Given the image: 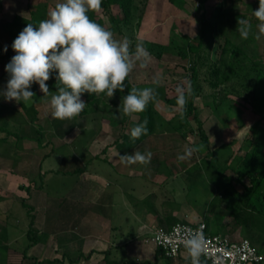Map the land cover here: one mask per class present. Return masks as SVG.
I'll list each match as a JSON object with an SVG mask.
<instances>
[{
  "label": "rangeland",
  "instance_id": "374dc122",
  "mask_svg": "<svg viewBox=\"0 0 264 264\" xmlns=\"http://www.w3.org/2000/svg\"><path fill=\"white\" fill-rule=\"evenodd\" d=\"M223 1L224 5L222 10L227 13L228 16L220 23L222 33H215V45L212 50L211 61L219 59L220 51L217 53V49L224 44L226 37H229L236 46L242 49L245 55L252 58L253 61L261 63L264 67V37H261L259 40L255 39V34L258 31L256 27L258 21L253 16V11L258 9L259 0H207L204 9L202 8L201 0H184L179 6L171 4L168 0H147L146 3L140 0V12H138L137 18L133 21L132 25L128 27L121 26V28L115 27L111 30L118 39L127 37L132 42L133 50L137 41H143V43H145L144 46L149 51L151 59L148 66L143 69L140 68L137 63V66L130 74L131 82L133 87L137 89L164 87L167 100L157 101L155 107L167 120L178 122V120H185L188 117H186L184 113L183 118H181L179 114L176 105V88L178 86L187 87L190 84L191 75L189 68L191 67V57L185 59L180 53L187 51V45L190 41H199L201 37V15L205 12L207 19L214 22L217 16V7ZM58 2H60V0H0V21H12L15 15L32 19V17L37 14L38 16L42 15V19H45L47 18L49 10ZM99 15L105 21L106 27H110L111 15H113L112 17L117 21H121L123 18V14L117 7L112 9L111 14H106L103 10H99ZM236 15H240L241 18L249 20L252 24V35H250L247 40L242 39L240 34L236 31L238 26V18H236ZM4 29V27L0 28V32ZM21 31L19 27H16V37ZM14 32L13 30L12 33ZM4 36V33L2 35L0 33V49L4 51L5 46H7V51L10 52L12 58L15 52L13 50H8V46L10 45L11 47L12 39H6L7 36ZM157 46L162 47V49L157 48ZM241 58H243V55H241ZM7 64L8 57L0 54V90L6 87L9 78L8 74L5 72V66ZM210 64L209 62L208 66H206L201 73L197 89L199 96L195 100V107L199 112L198 120L208 136L211 151H208L204 143L201 142V137L198 134V123L193 116L187 118L190 126L184 131L186 137L183 138L180 133L160 134L148 138L143 144L132 150V153L135 150L141 153L146 151L152 153L149 163H136L132 166L135 176L138 174L143 177H149L151 169L157 167V164L152 161L154 157H157L165 163L164 166L166 167L164 168L163 166L161 168L164 170V174L168 171L166 168L173 169L175 172L176 169H182L181 178H179L182 179V181L178 179V182L174 184V187L177 188L181 196L185 190L188 191L189 189V187L187 188L189 183L184 180L187 170L193 171L200 168L202 170V175L216 186L221 182L223 186L226 184L225 180L222 179V174L233 178V181H235L238 170L242 168L240 159L244 156L245 152L253 148L259 139L253 133V124L257 121L258 116L251 111L250 102L243 99V82L230 80V82L222 83L220 88L214 90L208 83L210 78ZM155 77L159 78L160 83L158 86L153 84V79ZM233 87L236 91L235 93L230 92ZM226 89H228V92ZM33 92L38 99L35 105L39 111L37 124H31L30 122L34 116L31 110L33 99L28 103H17L15 101L7 102L4 99L1 103H4L8 107H2L0 110H2V113H4L7 118L12 117L14 112H16V128L11 124L8 128L11 130L15 129L17 133L23 134L22 140L27 139L28 135L26 134L30 132V138H33V141L31 143H24H27L29 147L36 152L33 154V156H36L35 160L49 153L52 149L50 143H52L53 148H56L51 158H48L43 164L44 170L49 169L51 166L59 168L63 157L71 153L73 156H78L82 159L80 165H84L88 159H93L98 154L100 155L99 160H101V162L110 158L111 155L107 151L105 153L104 149L115 146L113 144H115L121 134L122 125L119 122L111 120L109 111H105L103 108V103L95 104V102L89 98L82 97L87 104L86 108L88 113L80 114L72 120L61 121L51 118L48 113V106L45 102L46 98L43 97V93L37 85L34 86ZM224 93H226L228 99L240 101L248 107V109H244L243 112L237 111L235 108L231 107L228 102L223 104L219 109L216 108L214 96L218 99L222 97ZM240 93H242V98L239 97ZM102 100H108L110 104L112 103L111 98L104 99L102 97ZM120 103L121 102L118 104ZM114 107L117 109L116 106H112L113 109ZM8 119L11 120V118ZM130 119L136 121L138 118L132 117ZM1 123L2 122H0V124ZM39 129L43 135L42 143L45 145V147L42 148L37 143V138L40 136L38 132ZM0 136L6 137V134L1 133ZM13 141L15 142L16 140L14 139ZM200 145L203 146L201 150L194 153L190 158L183 161L177 158L178 155L184 153L185 147ZM83 151H85L86 154L84 153L83 155ZM118 151L121 152V150ZM122 169L126 171L130 168L127 166V168L125 167L124 169V165H122ZM77 177L78 176H68L63 173L59 175L54 173V175H48L45 178L37 177L35 182L39 185L43 184V191L54 199H71V197L75 195L76 189H79V187H77ZM245 182L249 184L248 180ZM138 183L144 185L143 182L140 183L139 181ZM235 184L238 190H243L240 184ZM221 195L222 192L219 190L217 197L221 199ZM196 197L197 201H200V206L196 209L193 207L191 208L196 210L193 211V214L196 212L201 214L206 210L204 208V198L200 193H198ZM219 202H221V200H219ZM64 203L66 202L64 201ZM51 204L54 206L53 202ZM186 208L191 210L190 207ZM18 209L19 211L17 214L16 211H14L10 221H15L16 215H19L24 227V223L26 222L25 214L29 211V208L25 209L23 205H20ZM218 212H220L219 209ZM222 212L228 213V217L225 218V221L232 223L233 217L229 215L228 210H222ZM210 217H213V215L210 214L208 218ZM206 219L207 218L202 219L193 215V218H189L187 222L184 221L183 223L197 224ZM258 225L260 226V223H258ZM238 227L239 226H237L236 229H241ZM13 232L15 237H20V241L17 243L15 242L12 247L24 254L30 241L27 236H24L25 234L22 236V231H20L19 235L16 234L15 230ZM244 232H246L243 236L244 238L251 239L253 236H261L264 238V235L257 230H253V233L248 231L249 234H247V230ZM256 232L259 234H256ZM52 245L53 249L51 253L50 249L43 248L44 244L41 243L37 249H40V251L36 253V259L41 260L49 256L50 258L59 257L62 260L63 251L53 242ZM88 253L89 251H86V255ZM5 256V250L3 248L0 249V261L3 260ZM73 258L75 257L73 256ZM112 258L116 259L119 263H124L128 260L123 258L122 255H118V252H114ZM101 259L102 257L97 258L92 263L88 264H99ZM84 261L86 260L84 259ZM150 262H155L154 257ZM32 263L36 264L34 261L22 262V264ZM69 263L70 260L63 261V264ZM18 264H21V261H19ZM43 264L49 263L45 262ZM158 264H162V261Z\"/></svg>",
  "mask_w": 264,
  "mask_h": 264
},
{
  "label": "crops",
  "instance_id": "0c3cea01",
  "mask_svg": "<svg viewBox=\"0 0 264 264\" xmlns=\"http://www.w3.org/2000/svg\"><path fill=\"white\" fill-rule=\"evenodd\" d=\"M15 17L16 15L14 19ZM2 27L5 28L2 31L5 34L4 37L11 38L13 43L16 38V22L13 20L0 21V28ZM13 30L14 33H12ZM2 32H0L1 35ZM8 47V50L12 51V47L10 45ZM2 100L4 97L0 95V109L8 107L1 103ZM8 118L0 110V122H2L0 125L13 134L8 136L7 130L0 129V134H6V137L0 136V249L3 248L6 252L0 264H18L19 261L21 264L25 261L51 264L54 260H79L77 264H88L100 257L102 259L99 264H107L106 255L109 256L111 262L117 261L112 258L114 252H118V255L128 260L150 261L154 257L156 261L158 259L157 248L145 241L146 229L169 228L174 224L187 222V219L193 218V215L203 219L211 214L213 217L209 218L210 231H218L219 234L227 235L234 241L248 239L243 237L246 233L243 227L236 229L237 225L225 221L228 213L222 212L226 209L220 205L219 200L221 199L217 197L218 187L204 175L196 181L195 185L191 186L186 173L184 180L189 183L187 186L189 189L185 190L181 196L174 187V184L181 178L180 169H176L175 172L173 169L166 168L174 172L170 176L168 171L164 174V170L161 169L165 163H160L156 168L151 167V173H149L150 170L148 171L149 177L138 174L135 176L132 170L134 164H122L118 156L122 154V151H118L120 149L116 146L104 149L105 153L107 151L111 155L105 161L101 162L98 154L95 158L86 161L83 165L86 167L84 171L77 174L63 173L72 177L78 176L77 187L79 189H76L71 199H54L43 191V184L39 185L35 182L37 177L45 178L48 175H54L63 167V160L67 157H74L79 162L82 159L71 153L63 157L59 168L51 166L44 170L43 164L51 158L56 148H53L50 143L52 149L49 153L35 160L36 156L33 154L36 152L24 143L33 141V138H30V132L25 133L28 135L27 139L17 140L16 130L8 128L10 124L16 128V112ZM20 135L23 137V134ZM38 145L41 148L45 147L43 143H38ZM82 153L86 154L85 151ZM131 153L132 150L127 152V154ZM122 165L124 169L127 166L130 169L123 171ZM179 180L182 181V179ZM139 181L144 185H140ZM198 193L204 198L206 210L201 214L197 212L193 214V211H196L193 208L200 206V201H197L196 197ZM52 202L56 207L51 204ZM20 205H23L25 209L29 208L25 214L24 227L19 215H16L15 221H10L14 211L16 214L19 211ZM186 207L193 208L189 210ZM32 219L33 230L40 240L28 250L27 258H25L22 252L12 247L15 242L20 241V237H15L13 231L15 230L18 235L22 231V236L25 234L24 236L29 239L28 232ZM247 234H249L248 231ZM263 239L261 236H253L250 239L262 253H264ZM52 242L63 251L61 257L63 259L49 256L41 260L36 259V253L40 251V249L37 250L38 246L43 243V248L50 249L51 252ZM86 251H89L87 255ZM161 261L162 264H169L167 261L159 260ZM171 264H191V262L187 252L183 251L173 259Z\"/></svg>",
  "mask_w": 264,
  "mask_h": 264
},
{
  "label": "clouds",
  "instance_id": "9594fccd",
  "mask_svg": "<svg viewBox=\"0 0 264 264\" xmlns=\"http://www.w3.org/2000/svg\"><path fill=\"white\" fill-rule=\"evenodd\" d=\"M101 6L102 0H60L38 25L28 23L11 45L15 55L5 66L9 78L6 87L0 90L5 101L30 102L36 95L30 89L37 84L46 98L51 118L63 121L76 118L85 109L84 94H104L112 98L117 91L124 92L126 80L137 63L140 68H146L151 56L143 41H137L133 50L127 37L118 39L111 30L93 20L89 13L99 11ZM253 16L258 21L255 39L259 40L264 37V0H259ZM237 25L236 31L247 40L252 35L251 22L238 18ZM53 72L57 73L54 92L46 83ZM159 83V78L155 77L153 84L158 86ZM191 92L190 84L176 88V105L181 118ZM157 97L155 88L133 87L122 97L118 114L122 118L142 113L149 103L157 101ZM147 125L145 119L131 129L133 141L148 134ZM202 147H185L184 153L177 158L188 159ZM118 156L125 165L147 164L152 153L135 150ZM182 244L191 264H201L200 258L207 249L202 232L189 230Z\"/></svg>",
  "mask_w": 264,
  "mask_h": 264
},
{
  "label": "trees",
  "instance_id": "16d2710c",
  "mask_svg": "<svg viewBox=\"0 0 264 264\" xmlns=\"http://www.w3.org/2000/svg\"><path fill=\"white\" fill-rule=\"evenodd\" d=\"M139 1L140 0H102V6L100 10H103L106 14H111L112 9L114 7H117L123 14V18L121 21L114 20V18L112 17L113 15H111L110 27L105 26V21L100 17L99 11L90 12L89 15L97 23L108 28L109 30H112L115 27L121 28V26L128 27L132 25L133 21L137 18L138 12H140ZM143 1L144 3L147 2V0ZM168 1L171 4L177 6H179L180 3L184 2V0ZM206 2L207 0H201L203 9L205 8ZM223 5L224 1L217 7V16L214 22H211L207 19L205 12L201 15V37L199 41H190L187 45V51L180 53L181 56L185 59L191 57V67L189 68V70L191 75L190 86L192 92L187 99L184 113L186 114V117L193 116V118L196 119V122L198 123V134L200 135L202 140L201 142L204 143L208 151H211L208 136L203 129L202 124L198 120L199 112L195 107V100L199 96L197 89L199 86L201 73L210 62V78L208 80V83L214 90L220 88L222 83L230 82V80L243 82V99L250 102L251 111L258 116L257 121L253 124V133L259 139L255 143L253 148L245 152L244 156L240 159L242 168L238 170L235 181H233V178L222 174V179L225 180L226 184H224L223 186L221 182L217 184V187L218 190H221L222 192L220 205H223L224 208L228 210L229 215L233 217L232 223L239 227H243L245 230L250 231V233H253V230H257L258 232L264 234V67L261 63H257L253 61L252 58H249L247 55H245L242 49L236 46L229 37H226L224 44L222 46H219L217 49V53L218 51H220L219 59H217L216 61H211L210 58L213 47L215 45V33H222V27L220 23L224 18L228 16V14L222 10ZM236 18H241V16L236 15ZM40 20H42V15L38 16L37 14L33 16L32 19L16 16L13 22H16V27H19L20 30H23V28L26 27L28 23L38 25ZM157 48L162 49V47L158 46ZM0 54L2 56L8 57V63L10 62L11 55L8 51L5 52L0 49ZM241 55H243V58H241ZM56 75L57 73L53 72L52 78L46 82L48 84L49 90L53 92L56 91ZM36 85L37 84H33L30 90L33 91V88ZM131 88H133V85L129 75L126 80L125 91H117L111 98V102L113 103V105L112 103L110 104L108 100H102V97L104 99L109 98L104 94H101L99 96L84 94L82 96L94 101L95 104L103 103V108L105 111H109L111 120H113L114 122H119L122 125L121 134L115 142V146L122 151V155L143 144L148 138L152 136H157L160 134L180 133L183 138L186 137L184 131L190 126L187 119L188 117L185 120H178V122L170 121L165 119V117L161 115V113L155 107L157 101L167 100L164 87L155 88L156 92L158 93L157 101L155 103H149L146 111L134 114L132 116H123L122 118H120V115L118 114V106L120 104L118 103L121 102L122 105V97L126 95L127 91H130ZM226 90L228 92V89ZM230 92H236L234 87ZM241 94L242 93L239 94V97L242 98ZM32 99L33 104L31 106V110L33 111L34 116L30 120V122L31 124H37L39 111L35 105L37 104L38 99L36 95L32 97ZM214 102L216 108L218 109L223 104H226V102H228L231 107L240 112H243L244 109H248V107H246L240 101H232V99H228L226 93L222 94V97L218 99L214 96ZM112 106H116L117 109H115V107L113 109ZM87 113L88 111L85 107V109L80 114ZM132 117H137L138 119L136 121H132L130 119ZM145 119H147L148 121V134L141 136L138 140L133 141L130 135L131 129L138 123L143 122ZM0 129L5 131L7 130V128L1 125ZM38 132L40 136L37 138V141L39 144H41L43 135L40 129ZM7 134L8 136L13 135L8 130ZM20 136V134L16 133V138L19 141L22 140V136ZM152 161L157 165H159L160 163H164L157 157H154ZM85 169L86 167L80 165V162L77 159L73 157H67L63 160V167L55 173L77 174L84 171ZM180 171H182V169H180ZM168 173L171 176L174 172L172 170H168ZM186 173L189 180L191 181V186L195 185L196 181L202 177V170L200 168L193 171L187 170ZM246 180L249 181V184L245 182ZM234 182L240 184L243 190H238ZM24 205L26 204L24 203ZM206 223L208 226L207 232L209 234H219L218 231H210L211 222L209 221V218H207ZM258 223H260V226L258 225ZM256 234L259 233L256 232ZM28 237L30 243L25 250V258H27L28 250L32 246L37 244L40 240L37 233L33 230V219L30 223ZM156 254L158 259H156L154 263L150 261L136 260H127L124 263H119L118 261L111 262L108 255H106L105 260L107 264H158L159 260L167 261L169 264L173 262V259L167 257L165 255V252L160 248L156 249ZM78 262L79 260H70L69 264H77ZM53 263L63 264V261L54 260ZM201 264L208 263L202 261Z\"/></svg>",
  "mask_w": 264,
  "mask_h": 264
},
{
  "label": "built area",
  "instance_id": "2783aa9c",
  "mask_svg": "<svg viewBox=\"0 0 264 264\" xmlns=\"http://www.w3.org/2000/svg\"><path fill=\"white\" fill-rule=\"evenodd\" d=\"M145 241L160 248L169 258H177L183 251L182 240L189 230H199L207 242L206 253L201 262L208 264H264L262 253L249 239L234 241L224 234H209L205 221L198 224L177 223L169 228L146 229Z\"/></svg>",
  "mask_w": 264,
  "mask_h": 264
}]
</instances>
